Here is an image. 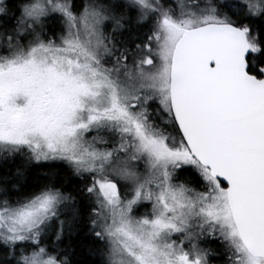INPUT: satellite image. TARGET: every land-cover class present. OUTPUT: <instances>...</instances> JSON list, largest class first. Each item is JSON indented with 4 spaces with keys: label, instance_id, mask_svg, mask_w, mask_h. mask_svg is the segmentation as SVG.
<instances>
[{
    "label": "rangeland",
    "instance_id": "374dc122",
    "mask_svg": "<svg viewBox=\"0 0 264 264\" xmlns=\"http://www.w3.org/2000/svg\"><path fill=\"white\" fill-rule=\"evenodd\" d=\"M124 1L136 9L142 21L149 16L165 17L173 24L169 27L161 20L154 34H147L153 49L139 64L112 59L121 63L123 77L118 83L134 87L142 101L157 87L156 82L152 86L149 82L157 80L163 89L165 79L168 81L169 65L165 66L170 64L183 28L231 19L226 13L219 14L217 8L227 0H164L175 17L161 7L160 0ZM234 1H242L256 14L263 0ZM93 6L85 5L74 14L70 0H31L23 9L18 35L35 32V24L51 12L60 14L66 24L63 37L56 42L37 38L26 42L24 48L7 45L6 53L0 52L2 100L13 109L12 119L0 130V142L10 148L27 147L38 162H63L76 174L92 177L97 199L93 226L108 242L114 264H214L205 245L215 236L232 245L233 264H264V259H255L243 249L228 214L225 186L193 160L185 143H155L145 150L107 119L106 95L117 100L119 92L108 89L115 76L97 65L107 57L106 46L119 25L112 8L102 3ZM7 40L12 36L7 35ZM112 62L106 61L109 71ZM132 99L126 97L122 104ZM112 107L123 112L115 100ZM180 164L194 172L198 168L203 180L202 189L196 191L200 195L187 194L180 181L172 182L171 173ZM107 180L117 182L126 195L111 196L105 187ZM64 201L65 197L54 191L14 207L0 200V239L16 247L22 264H58L39 243ZM197 231L204 238L198 255L196 244L186 245V241L193 242Z\"/></svg>",
    "mask_w": 264,
    "mask_h": 264
},
{
    "label": "water",
    "instance_id": "95a60500",
    "mask_svg": "<svg viewBox=\"0 0 264 264\" xmlns=\"http://www.w3.org/2000/svg\"><path fill=\"white\" fill-rule=\"evenodd\" d=\"M251 46L232 22H206L176 41L170 109L191 156L225 185L227 207L247 253L264 258V74L248 72ZM118 193L115 182L105 185Z\"/></svg>",
    "mask_w": 264,
    "mask_h": 264
},
{
    "label": "trees",
    "instance_id": "16d2710c",
    "mask_svg": "<svg viewBox=\"0 0 264 264\" xmlns=\"http://www.w3.org/2000/svg\"><path fill=\"white\" fill-rule=\"evenodd\" d=\"M30 1H2L0 52L6 53L7 45L24 48L26 42L37 38L56 42L63 37L66 22L56 12L42 16L38 24H35V32L28 30L27 34L23 36L17 34L22 11ZM70 1L74 13H78L84 5L102 3L106 7L112 8L119 29L113 32L111 42L124 50L120 53L113 52L119 62L128 64L144 56L143 46L150 44L146 38L150 25L148 21L139 20L129 3L118 0ZM160 1L162 8L171 9L164 0ZM217 7L219 14L226 13L231 17L230 22L245 29L251 45V52L247 56V70L250 74L261 77L264 74V0L256 14H253L242 1L227 0ZM171 14L175 16L174 13ZM7 35L8 37L12 36L11 41L7 40ZM135 44L141 45L139 51H133ZM2 54L0 53V59ZM122 55L125 56L124 60L121 59ZM108 59H100L101 64L97 67L109 71L106 67ZM112 61L109 59L110 63ZM31 154L26 147L0 148V200L5 202V206L14 207L42 192L56 191L57 189L64 192L69 198V202L63 203L60 214L54 218L53 224L40 238L39 244L61 264H114L110 260L111 252L108 242L97 233L93 226L97 203L96 197L91 191L92 177L88 174H76L69 165L63 162H35ZM179 178L188 185L197 186L198 184L196 174L190 168L180 170ZM123 195L125 194L123 193ZM58 220H60L59 223H57ZM10 248L0 239V264H22L16 247ZM205 248L206 251L209 250L212 253L210 262H214V264L234 263L235 250L225 238L215 236L205 245Z\"/></svg>",
    "mask_w": 264,
    "mask_h": 264
},
{
    "label": "flooded vegetation",
    "instance_id": "af4514ba",
    "mask_svg": "<svg viewBox=\"0 0 264 264\" xmlns=\"http://www.w3.org/2000/svg\"><path fill=\"white\" fill-rule=\"evenodd\" d=\"M114 1H116V0H114ZM118 1L121 2L124 0H118ZM93 5L98 6V4H93ZM93 5H90V8H93L94 7ZM87 6H89V5H87ZM170 8L171 9H169V8L167 9V12L174 13L172 7H170ZM81 9L79 10L78 13L81 12ZM133 9H134L135 13L138 15V13L136 12V9L134 7H133ZM74 14H76V13H74ZM138 18H139V16H138ZM139 20H140V18H139ZM144 20H147L149 25H150L149 33L151 35L154 34V30L157 28V26H158L159 22H161V20L163 22L168 23L169 27L173 26L172 22H170L165 17H162L161 19H159L156 17L152 18V16H149V17H146ZM158 20H160V21H158ZM204 23H206V22H204ZM201 24H203V23H201ZM190 27H192V26H188L186 28H190ZM186 28H183L180 31V34L178 35V37L182 34V32ZM107 33H110V29ZM147 40H149V39H147ZM149 41H150V44H145L143 46V49H145V52L143 53L144 56L141 59H135L136 63L139 64V60L142 62V60L145 59V57H146L147 51L153 49L152 48V42H151V40H149ZM136 47H137V49L135 51H139L141 45L135 44L134 48H136ZM106 49L108 52L106 55L107 56L106 58H109V59H116V60L118 59L117 57H115L113 52L114 53L115 52H117V53L124 52V50L122 48L116 47L114 42H109V44L106 46ZM109 59H108V61H109ZM120 65H121V63H119L118 61H115V62H112V64L110 65V71L103 70L104 73H107L109 75L113 74L115 76V77H113L114 79L113 78L111 79V83L108 85V89L112 90V91H118L119 92V96H117V100L110 97L109 93L106 95V99H105L106 100V106L109 108L106 112V115L109 116L107 119L111 123L120 126L123 129V131H125L128 134V136L130 138L134 139L140 145V147H143L145 150L147 149V147L153 148L155 146V143H164L167 145H169V143H170L171 146L176 141H181L182 143H184V141H183V139H182V137L178 131V128L174 122V119L172 117L171 109H169V107H170L169 79H168V81H167V79H165L164 83L162 84L163 89H160V84L157 83V80L149 82L147 85H150V86H152V84L154 82H156L157 87H152L151 88L152 93L146 95V99L142 101L140 99L141 95L138 93V91L134 87H132L129 84L120 85L118 83L119 79L123 77L120 74V70H119ZM168 65L169 64H166L165 68H167ZM131 96H133L131 103L123 105L122 104L123 100L126 97L129 98ZM2 98H3V93H2V90L0 89V130L2 128L7 127L8 121H10V119H12V116H13V109L11 108V106L9 104L3 103ZM112 100H115V102H117L118 108L122 107L123 112L121 114L118 113V111L115 107H112ZM107 104H109V105H107ZM117 115H121V116L120 117H111V116H117ZM10 146L8 148H10ZM0 147H7V144L0 142ZM14 148H18V147H14ZM193 160H194V158H193ZM34 161L38 162L36 160H34ZM184 168H188L187 165L180 164L177 167L176 172L172 171V173H171L172 182L180 181L182 183V185L185 187L187 194H189V192H191V193H196V196L200 195L196 191H200L202 189L203 180L200 177L198 168H196L197 172H195L196 177L198 179L197 186H194V187H196V189H194L192 187V185L189 186L188 184H185L184 181L179 178V171L184 169ZM151 174L153 175V172ZM109 181H113V180H107L106 183ZM115 183L117 184V187H118V191H119L118 194H114L111 191H109L107 188L106 189L111 193V196L122 198L123 193H124L123 189H120L117 182H115ZM91 191L93 192L92 188H91ZM47 192H51V191H47ZM54 192H59V195H61L62 197H65L64 204L69 202V198L67 197V195L64 192H62L58 189ZM93 194H94V192H93ZM32 197H34V196H32ZM31 198H29V199H31ZM29 199H27V200H29ZM96 203H97V199H96ZM62 205L63 204H60L55 210V214L57 216L61 212ZM226 205H227V203H226ZM96 210H97V208H96ZM96 210H95V213H96ZM228 214H230V213L228 212ZM229 217H230V215H229ZM59 222H60V220L57 221V223H59ZM190 232H189V234H190ZM192 241L193 242L186 241V245L193 247V245L196 244L197 245L196 249L199 250L197 253V255H198L199 253L202 252V248L200 247V244L203 245L204 238L199 233V231H197L196 235L193 236ZM184 250H186V249H184ZM200 250H201V252H200ZM192 251L194 253L196 252V250H192ZM49 257L53 258L58 264H61L60 262H58L55 259V257L50 256V255H49Z\"/></svg>",
    "mask_w": 264,
    "mask_h": 264
}]
</instances>
